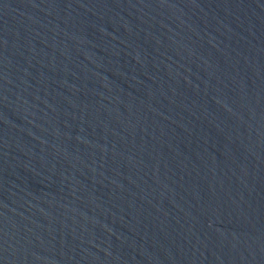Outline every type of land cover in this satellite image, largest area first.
<instances>
[{
	"label": "water",
	"instance_id": "95a60500",
	"mask_svg": "<svg viewBox=\"0 0 264 264\" xmlns=\"http://www.w3.org/2000/svg\"><path fill=\"white\" fill-rule=\"evenodd\" d=\"M0 264H264V0H0Z\"/></svg>",
	"mask_w": 264,
	"mask_h": 264
}]
</instances>
